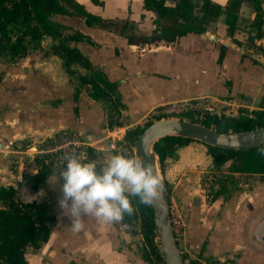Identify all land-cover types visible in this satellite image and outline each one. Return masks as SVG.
I'll return each instance as SVG.
<instances>
[{
  "label": "crops",
  "instance_id": "1",
  "mask_svg": "<svg viewBox=\"0 0 264 264\" xmlns=\"http://www.w3.org/2000/svg\"><path fill=\"white\" fill-rule=\"evenodd\" d=\"M77 1L88 12L107 19L126 17L125 5L131 3L133 14L129 17L137 21L144 15L146 20L141 26L144 37H150L155 28L152 21L157 15L144 7L143 0H103L104 5ZM213 1L223 6L228 2ZM254 17L252 4L244 1L233 35L228 33L223 11L208 25L207 31L215 38L203 33L175 41L133 38L130 42L123 33L87 26L84 17L53 15L67 26L65 34L80 31L90 38L68 43L76 44L90 58L92 67L74 63L71 68L77 76L98 72L102 83H115L119 109L107 100L94 99L90 86H80L54 52L60 42L55 37H41L40 46L16 62L0 55V185L14 186L21 202L34 204V213L52 214L55 219L49 239L38 249L28 248L27 264H149L142 257L141 236L119 224L103 225L88 216L82 230L71 229L72 220L58 203L64 180L59 173L33 162L36 146L60 129H71L106 150L107 133L117 122L118 111L120 121L133 126L143 124L146 114L160 104L208 93L241 98L244 107L240 112L263 109L264 56L258 47L264 46V36L255 38L253 44L248 41ZM150 44L158 47L150 48ZM75 87L80 88L77 100ZM113 155L103 151L95 160L97 169ZM223 173L241 179L233 189L226 187L224 196L214 199V194H208L209 186L215 187ZM162 177L170 200L182 205L189 221L184 264H264V244L255 236L264 219L261 174L217 169L207 146L192 140L177 146L174 155L165 160Z\"/></svg>",
  "mask_w": 264,
  "mask_h": 264
},
{
  "label": "trees",
  "instance_id": "2",
  "mask_svg": "<svg viewBox=\"0 0 264 264\" xmlns=\"http://www.w3.org/2000/svg\"><path fill=\"white\" fill-rule=\"evenodd\" d=\"M143 1L144 7L157 15L159 25L157 38L175 41L188 34H203L207 31V26L216 21L223 11L226 12L225 23L228 33L233 35L237 29L238 12L244 1L250 2L255 11V17L250 23L253 32L249 34L248 41L253 44L255 38L264 36V0H228L224 6L213 0ZM92 2L104 4L103 0H92ZM56 14L84 17L86 25L90 27L97 25L106 29L109 23V20L88 12L77 0H0V55L9 56L13 62L25 56L27 52L25 37L20 35L12 38L8 30L10 25L16 23L24 24L26 29L24 34L34 40L41 39L44 34L59 38L60 42L53 50L62 57L66 70L78 78L80 86H90V94L94 99L107 100L113 108L119 109L121 100L115 83L109 80L102 83L101 74L98 72L93 76H77L71 68L74 63L86 68L92 67L90 58L76 44L68 43L70 40L77 43L90 38L80 31L65 34L67 26L53 19V15ZM153 39L155 38L152 36L144 37V40ZM129 40L134 42L133 38ZM224 49L222 47V53ZM258 50L264 56V46L258 47ZM79 93L80 88L75 87L76 100L79 99ZM119 112L115 116L119 117H116L117 123L121 124ZM202 124L223 132H242L261 128L264 127V108L251 112L242 111L233 118L209 116ZM145 127L131 129L127 132V136L136 140ZM189 141L192 139L167 136L154 144V151L158 155L162 170L165 160L174 155L176 147ZM205 145L217 169H228L238 173H259L264 176V156L259 155V149L264 148V145L245 149ZM227 162H231L228 167ZM16 191L17 189L12 185H0V264H27L28 248H40L49 239L51 225L55 221L52 214L34 213L31 210L34 204L21 202L16 197ZM226 191V187L220 186L213 195L214 199L224 196ZM132 203L139 210L132 216L125 215L123 222L129 226L135 219L139 220L145 243L141 249L143 258L152 261L151 256H155L161 261L162 256L154 242L156 233L153 208L138 205L135 199Z\"/></svg>",
  "mask_w": 264,
  "mask_h": 264
},
{
  "label": "clouds",
  "instance_id": "3",
  "mask_svg": "<svg viewBox=\"0 0 264 264\" xmlns=\"http://www.w3.org/2000/svg\"><path fill=\"white\" fill-rule=\"evenodd\" d=\"M264 156V148L259 149ZM59 173L64 183L58 203L72 220L71 229H83L84 217L92 216L103 225L119 224L132 216L138 205L153 207L163 197V180L151 164L134 155L116 154L99 170L94 161L83 162L75 153L67 154Z\"/></svg>",
  "mask_w": 264,
  "mask_h": 264
},
{
  "label": "built area",
  "instance_id": "4",
  "mask_svg": "<svg viewBox=\"0 0 264 264\" xmlns=\"http://www.w3.org/2000/svg\"><path fill=\"white\" fill-rule=\"evenodd\" d=\"M243 107L244 104L241 98L233 96L220 97L213 93L166 102L152 108L144 117L143 124L136 123L133 126H129L127 122H122L121 124L116 122L112 125L107 133L108 146L106 150L114 152L115 155H134L141 159L136 149L135 140L127 136L129 130L171 118L190 120L200 124L209 116L222 117L229 116L228 113H233L232 116H229L233 118L237 116V112ZM116 117L119 118L118 116ZM36 147V159L33 162L41 169L56 173H60L63 167H66L62 160L69 153H75L83 162H95L97 157L103 151H106L101 150L95 142L84 138L79 132L71 129H60L42 138ZM169 207L175 240L183 256L188 249L189 221L182 205L177 200H170ZM119 226L125 227L129 233L140 235L142 247L145 246L139 220L135 219L129 226L122 220ZM154 242L158 250L160 245L158 237L155 236ZM151 257L152 261L146 260L149 264H166L163 258L158 261L155 256Z\"/></svg>",
  "mask_w": 264,
  "mask_h": 264
},
{
  "label": "water",
  "instance_id": "5",
  "mask_svg": "<svg viewBox=\"0 0 264 264\" xmlns=\"http://www.w3.org/2000/svg\"><path fill=\"white\" fill-rule=\"evenodd\" d=\"M211 38H215L209 31L205 32ZM221 40L220 38H217ZM131 48L137 45L129 44ZM150 48H156L154 44ZM232 116L233 113H228ZM240 111L237 112V116ZM167 136H176L197 140L212 146H219L230 149L254 148L264 145V127L242 131V132H223L204 124H200L184 119H163L148 124L135 140L136 149L145 164H151L160 174L164 190L163 197L153 206L155 233L160 241L159 253L166 264H184L183 256L175 240L171 218H170V196L166 182L162 177V168L158 155L154 151V144ZM227 165L230 162L226 163ZM19 180L23 182V174L20 173ZM257 240L264 244V219L257 225L255 230Z\"/></svg>",
  "mask_w": 264,
  "mask_h": 264
},
{
  "label": "rangeland",
  "instance_id": "6",
  "mask_svg": "<svg viewBox=\"0 0 264 264\" xmlns=\"http://www.w3.org/2000/svg\"><path fill=\"white\" fill-rule=\"evenodd\" d=\"M70 8H73V7L71 6ZM125 9L127 12L126 17L115 18V19L114 18H111V19L104 18L105 20H109V23L107 24V28L109 30H112V31L117 32V33H123L126 37L134 38L136 41L144 42V31H143V29H141V26L144 25V23H146V20L144 19V15L140 16L137 21H134L129 17L130 15L133 14L131 3L126 4ZM74 16H76V15H74ZM152 23L155 24V28L153 29V33L151 36L154 38H157V36L159 35V29H158L159 25L157 22V18L154 19L152 21ZM8 30H9L12 38H16L20 35L25 37L24 41L27 45L26 54L33 53L36 50V48L40 46V42H41L40 38L34 40L29 35L24 34L26 31L24 24L16 23L14 25H10L8 27ZM207 30H208V26H207ZM48 36H52V35L44 34L42 36L43 37L42 39L47 38ZM57 39L60 41L59 38H57ZM246 112H248V111H246ZM260 178H264V176H261ZM239 179H241V178L240 177L236 178L232 174H224L223 173L221 176L217 177V180H215V183L217 182L215 184V187L213 186V184H210L211 186H209V187L211 189H210V192L208 194L209 195L214 194L216 192V190L218 188H220V186H222V185L224 187H228L231 190L234 187H236V183H238Z\"/></svg>",
  "mask_w": 264,
  "mask_h": 264
}]
</instances>
